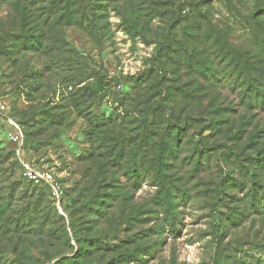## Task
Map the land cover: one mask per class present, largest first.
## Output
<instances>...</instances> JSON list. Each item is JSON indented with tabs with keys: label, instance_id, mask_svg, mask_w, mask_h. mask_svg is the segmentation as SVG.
I'll list each match as a JSON object with an SVG mask.
<instances>
[{
	"label": "rangeland",
	"instance_id": "1",
	"mask_svg": "<svg viewBox=\"0 0 264 264\" xmlns=\"http://www.w3.org/2000/svg\"><path fill=\"white\" fill-rule=\"evenodd\" d=\"M193 23L239 67L212 53L209 79L193 69L208 55ZM249 80L264 95V0H0V104L63 192L57 204L23 179L0 118V264H264V107H245ZM149 111L186 125L171 185L156 180ZM197 145L212 147L199 164Z\"/></svg>",
	"mask_w": 264,
	"mask_h": 264
},
{
	"label": "trees",
	"instance_id": "2",
	"mask_svg": "<svg viewBox=\"0 0 264 264\" xmlns=\"http://www.w3.org/2000/svg\"><path fill=\"white\" fill-rule=\"evenodd\" d=\"M68 4L70 1L72 0H65ZM67 13V12H66ZM196 17V16H195ZM84 26V25H81ZM88 30V27H85ZM90 28V27H89ZM190 30V39L192 41L193 46H195V48H201L203 49V54L207 53L208 55L205 57L204 55H200L199 52H201V49L199 50H195V56H199L198 60L195 61V68H193L195 70H198L199 74H201L202 76H204L206 79L210 78V71H209V64H210V56L212 57V53L215 54V56H218L219 59H222L221 62L224 63L225 66H227L228 68L231 67L232 71L237 69L239 67L240 62L237 61L238 58V53L236 51H234L232 48L231 49H225L224 47H217L220 44V40H221V36H217L215 35L211 30L208 31L207 28L204 29L203 26L200 27V25L195 26V23H193V25H191L190 27H188ZM93 30V28H91ZM214 35V37H213ZM201 46V47H200ZM226 50V51H224ZM245 55V58L250 57L252 52L249 53H243ZM255 54V53H254ZM257 56L259 57L260 54H257ZM203 58V59H201ZM250 69L247 70V72H249ZM215 74H216V70ZM241 73V71H240ZM239 73V74H240ZM259 82L257 81H252L249 80L246 83H243V87H244V93H243V103L245 105L246 108H251L252 106H256V107H264V95H258L257 91H258V86H259ZM181 89V87H180ZM252 91H254V93H252V95H248L249 93H251ZM181 97V96H180ZM180 97L178 95V93L176 92L175 97H173L175 104L176 102H180ZM155 111H149V118L152 119L153 121V127H155V129H153L151 131V139H152V150L156 149V151H153V166L156 169L155 173H156V177L157 181H159V183H164L165 180L168 181V184L170 183V185L172 183H175V181L177 179H179L178 175L175 176V172L176 174H178L179 172H177V170H175L177 168V164L178 162H180L181 164H183V160L180 158L179 156V152H180V148H181V144L179 146V141L180 139H182L184 137V133L186 130V125H183L182 122H174L173 125L171 124H166L165 125V119L161 118L160 121H158L157 123H154V121H157L155 119V115H154ZM158 119V118H157ZM16 123V122H15ZM20 129L22 130L23 136H24V143H23V152H25L26 150V135L25 132L23 130V128L16 123ZM183 125V126H182ZM241 131H238L237 134H235V137H237L240 134ZM209 148L212 147H208L203 149L202 147L199 148V145L196 146V153L197 154H201L199 155L200 157H198V160L196 161L197 164H199V162L202 160H205L203 157L209 155ZM12 149H13V155L16 159V162H18L16 154H15V145L12 144ZM195 151V150H194ZM210 156L207 157L206 161L209 160ZM19 164V162H18ZM195 166V165H194ZM198 165H196L197 167ZM20 167V164H19ZM192 167V165H191ZM21 169V167H20ZM136 170V169H135ZM163 186V184H162ZM34 187L36 188H42L44 189V191H46L48 193V195L51 197V192L50 189L47 186L44 185H34ZM172 187V186H171ZM166 191L164 193L163 196L160 197V201L158 203V207L159 209H162L164 212V217H165V224L166 226H168L167 224H169V226L172 228L173 231H176V229L174 228V224L176 221V213H171L173 211V209L175 207H172L173 204H177L175 203L172 199H170V197L174 198L175 195L172 193L171 188H169L168 186L165 187ZM174 188V187H173ZM173 190V189H172ZM264 194V193H263ZM52 198V197H51ZM53 199V198H52ZM62 199V197H61ZM60 199V200H61ZM262 202H264V196L261 199ZM54 201V199H53ZM55 202V201H54ZM264 205V203H263ZM259 208V207H257ZM164 227H162L163 230ZM159 231L156 233V235H158ZM131 239H129L130 241ZM152 252L156 251V245L152 246V248L150 249ZM150 253V251H149ZM135 253L133 252H126L127 257H135L134 255ZM65 259L67 258H63L61 261V263L63 261H65Z\"/></svg>",
	"mask_w": 264,
	"mask_h": 264
},
{
	"label": "built area",
	"instance_id": "3",
	"mask_svg": "<svg viewBox=\"0 0 264 264\" xmlns=\"http://www.w3.org/2000/svg\"><path fill=\"white\" fill-rule=\"evenodd\" d=\"M5 110L4 105L0 104V118H5L6 123L10 127L7 136L12 144L15 145V154L21 167L23 179L32 185L47 186L50 189L52 198L58 204L63 194L59 183L49 170L38 169L25 160L23 152L24 136L22 130L14 121L5 116Z\"/></svg>",
	"mask_w": 264,
	"mask_h": 264
}]
</instances>
